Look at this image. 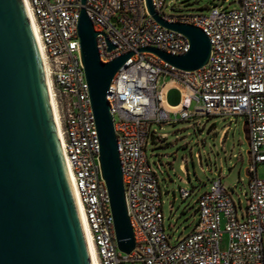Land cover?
<instances>
[{
    "label": "built area",
    "instance_id": "2783aa9c",
    "mask_svg": "<svg viewBox=\"0 0 264 264\" xmlns=\"http://www.w3.org/2000/svg\"><path fill=\"white\" fill-rule=\"evenodd\" d=\"M28 1L64 137L62 155L74 175L98 264H264V178L257 174L258 165H264V0H238L237 8L216 4L209 14L189 15H166L167 0H152L165 21L193 25L208 36L210 59L195 71L180 70L153 52H140L156 48L181 56L190 48L184 35L152 18L146 0H86V13L98 33L101 61L108 64L133 53L107 93L135 237V249L129 255L117 245L101 170L78 34L82 0ZM171 89L180 93L175 106L166 101ZM217 116L245 120L250 157L246 207L240 214L222 179L214 180L198 198L194 229L172 245L165 230L158 175L146 154L150 141L157 144L166 134L159 135L153 126ZM179 193L182 200L192 195L183 188Z\"/></svg>",
    "mask_w": 264,
    "mask_h": 264
},
{
    "label": "water",
    "instance_id": "95a60500",
    "mask_svg": "<svg viewBox=\"0 0 264 264\" xmlns=\"http://www.w3.org/2000/svg\"><path fill=\"white\" fill-rule=\"evenodd\" d=\"M81 4L78 34L100 142L101 170L117 245L129 255L135 249V237L107 93L114 76L133 53L103 63L98 33L86 13V0ZM146 5L158 24L184 35L190 48L181 56L156 48L140 52H153L183 71H195L208 63L211 43L201 29L167 22L154 10L152 0H146ZM113 49L109 44V50ZM41 78L20 0H0V264H89Z\"/></svg>",
    "mask_w": 264,
    "mask_h": 264
},
{
    "label": "rangeland",
    "instance_id": "374dc122",
    "mask_svg": "<svg viewBox=\"0 0 264 264\" xmlns=\"http://www.w3.org/2000/svg\"><path fill=\"white\" fill-rule=\"evenodd\" d=\"M166 4V15L209 14L210 8L216 4L228 8L239 7L238 0H167ZM166 101L171 106L177 105L180 101L179 91L168 93ZM171 119L175 120V117ZM196 123L200 125L193 127ZM227 126L230 128L225 132ZM153 129L159 135L166 134V138L157 144L150 141L146 154L158 175L164 225L172 245L194 229L198 221V198L210 189L214 180L222 179L223 186L241 214L246 207L250 178L249 137L243 117H201L162 127L153 126ZM184 160H187L189 174L180 167ZM157 165H160V169ZM257 174L264 178L263 164L258 165ZM180 188L192 191V195L182 200ZM121 264L143 262L123 261Z\"/></svg>",
    "mask_w": 264,
    "mask_h": 264
},
{
    "label": "bare ground",
    "instance_id": "6f19581e",
    "mask_svg": "<svg viewBox=\"0 0 264 264\" xmlns=\"http://www.w3.org/2000/svg\"><path fill=\"white\" fill-rule=\"evenodd\" d=\"M20 3L22 5V9L24 11L26 20L29 25V29L32 35V39L34 42V46L36 49V53L38 56L39 64H40V73H41V79H42V88L44 91L45 99H46V105L48 108L50 120L52 123L53 131L56 137V142L59 149L60 159L64 171V175L66 178V182L70 191V195L72 197V201L76 210V214L78 217L86 254L88 257L89 264H98L96 251L94 247V243L92 242L90 231L88 228L87 220L85 217L84 209L82 202L80 200L79 192L76 188L75 182H74V175L72 171L70 170L69 164L66 162L62 155L61 146L64 142V137L62 134L60 121L57 113V107L54 99L53 89L51 86L50 79L48 77V70L46 63L44 61V53H43V44L40 39L38 26L36 23V18L34 16L32 7L28 0H20Z\"/></svg>",
    "mask_w": 264,
    "mask_h": 264
},
{
    "label": "crops",
    "instance_id": "0c3cea01",
    "mask_svg": "<svg viewBox=\"0 0 264 264\" xmlns=\"http://www.w3.org/2000/svg\"><path fill=\"white\" fill-rule=\"evenodd\" d=\"M173 90H176V89H171L168 93H170ZM180 167L183 170V172H185L186 174H189V172L187 170V160H184Z\"/></svg>",
    "mask_w": 264,
    "mask_h": 264
}]
</instances>
